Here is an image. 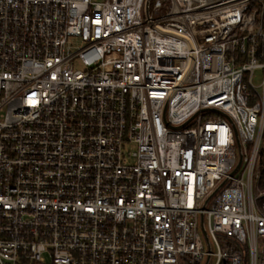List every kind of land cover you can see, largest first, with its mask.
I'll use <instances>...</instances> for the list:
<instances>
[{
    "label": "built area",
    "instance_id": "1",
    "mask_svg": "<svg viewBox=\"0 0 264 264\" xmlns=\"http://www.w3.org/2000/svg\"><path fill=\"white\" fill-rule=\"evenodd\" d=\"M263 137L264 0H0V264H264Z\"/></svg>",
    "mask_w": 264,
    "mask_h": 264
},
{
    "label": "trees",
    "instance_id": "2",
    "mask_svg": "<svg viewBox=\"0 0 264 264\" xmlns=\"http://www.w3.org/2000/svg\"><path fill=\"white\" fill-rule=\"evenodd\" d=\"M261 167H262L261 186L264 187V137H263V147H262V150H261Z\"/></svg>",
    "mask_w": 264,
    "mask_h": 264
},
{
    "label": "rangeland",
    "instance_id": "3",
    "mask_svg": "<svg viewBox=\"0 0 264 264\" xmlns=\"http://www.w3.org/2000/svg\"><path fill=\"white\" fill-rule=\"evenodd\" d=\"M93 1H101V0H93ZM75 67H76L77 69H81V68H82V66L80 65V63H79L78 61H76ZM255 84H256V85H259V76H258V75H257L256 78H255ZM128 150H130V151L135 150V146H134V145L129 146V147H128Z\"/></svg>",
    "mask_w": 264,
    "mask_h": 264
}]
</instances>
